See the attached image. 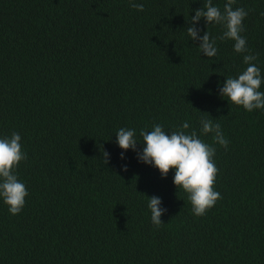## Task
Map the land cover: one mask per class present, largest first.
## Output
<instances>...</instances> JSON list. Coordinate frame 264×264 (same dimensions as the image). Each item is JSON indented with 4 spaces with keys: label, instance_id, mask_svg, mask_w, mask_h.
<instances>
[{
    "label": "trees",
    "instance_id": "trees-1",
    "mask_svg": "<svg viewBox=\"0 0 264 264\" xmlns=\"http://www.w3.org/2000/svg\"><path fill=\"white\" fill-rule=\"evenodd\" d=\"M134 2L144 10L130 0H0V138L21 136L27 159L15 174L28 191L17 215L0 199V264H264V109L219 92L246 69L243 54L203 18L196 27L217 55L187 35L206 0ZM212 3L223 11L226 0ZM238 7L264 78V0ZM202 118L220 124L227 149L200 132ZM185 121L216 148L221 198L204 216L174 169L162 178L137 158L142 129L170 134ZM122 127L135 130L136 151L118 146ZM152 196L167 210L159 227Z\"/></svg>",
    "mask_w": 264,
    "mask_h": 264
},
{
    "label": "clouds",
    "instance_id": "clouds-1",
    "mask_svg": "<svg viewBox=\"0 0 264 264\" xmlns=\"http://www.w3.org/2000/svg\"><path fill=\"white\" fill-rule=\"evenodd\" d=\"M235 0H226L223 11L214 6L212 0H206L202 8L195 10V15L190 18V24L186 31L193 41H199L200 52L212 58L217 55L215 39L210 37L208 31L200 35V29L196 24L203 18L206 24L215 23L222 26L223 33L221 40L234 41V51L243 54V62L247 65L238 77H227L223 87L219 89L220 95L227 98L229 102L242 106L246 111L252 112L255 109H264V92L260 91L262 81L261 70L254 61L257 55L250 53L247 47V40L241 35L245 30L243 21L248 15L242 8H233ZM130 6L137 11H143V3H136L130 0ZM219 87V85H218ZM200 132L204 135L213 134L215 144L227 149L229 141L223 135L219 123L214 119L202 118L200 120ZM189 123L183 122L181 128L166 133L162 126L154 124L150 131L141 130L140 136L144 143L141 152H137L140 162L152 165L157 168L162 178H166L169 170L174 169L173 183L187 194L195 216H204L211 209L221 195L214 189L218 169L214 162L216 148L205 143L199 138L195 130L190 133ZM134 129L120 128L116 133L117 144L122 150L132 149L136 151L137 140ZM21 136L13 132L10 137L0 138V199L8 205L12 215L19 214L24 205L28 191L24 183L18 180L15 169L27 159L26 153L22 150ZM109 153L103 152V161L109 162ZM121 159H124L123 152ZM127 171V166H123ZM161 199L156 196L148 197V208L151 212V222L159 227L163 222L161 215L166 209L160 207Z\"/></svg>",
    "mask_w": 264,
    "mask_h": 264
}]
</instances>
